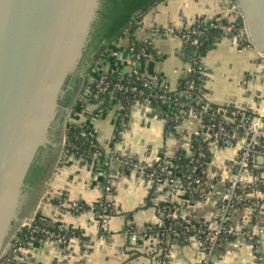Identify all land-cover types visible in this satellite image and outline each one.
Segmentation results:
<instances>
[{
  "label": "crops",
  "instance_id": "0c3cea01",
  "mask_svg": "<svg viewBox=\"0 0 264 264\" xmlns=\"http://www.w3.org/2000/svg\"><path fill=\"white\" fill-rule=\"evenodd\" d=\"M231 4L232 0H162L141 15L135 38L143 41L150 36L149 31L154 26L161 29L168 26L179 28L198 17L230 20L234 15ZM153 44L157 55L144 61L140 70L145 75H158L175 91L178 89V76L186 66V62L177 55L181 41L177 36L165 34L154 38ZM126 46V38L110 44L108 51L101 54L102 61L98 69L95 71L90 66L85 71L89 82L96 79L98 71L127 72ZM91 59L93 60L92 57ZM201 60L206 68L202 92L208 102L214 105L238 104L255 115L264 117V73L259 68L254 48L236 45L229 37L221 36ZM87 94L86 89L78 97V100L85 102L81 109L78 107L79 109L74 110L72 105L68 107L67 120L77 124L88 122L96 132L95 139L103 155L94 157L91 162H80L73 156L60 160L61 125L59 138L50 143L53 148L52 159L40 193L33 207L17 217L21 221L33 214L35 219L58 223L67 230H81L87 240L74 236L69 240L68 246L63 248L54 241H35L25 245L20 251L19 261L23 264H150L154 257V236L146 234L133 241L128 239L125 227L129 224L137 232H143L146 225L158 223V211L148 197V189L142 178L133 169L127 170V166L118 162L105 168L112 176V201L116 213L110 216L106 232L100 230L94 209L104 197L106 184L100 164L112 152L127 153L142 164L156 163L163 157L172 158L177 151L187 149L188 134L200 129L202 125L196 118L189 117L175 132H168L161 118L142 113L139 107L132 106L122 135L123 142L116 145L111 136L119 122L117 105L111 102L108 110L96 113L95 106L86 102ZM236 157V147L226 151L215 150L210 170H213L214 175L226 177L231 171L229 166ZM170 171L173 172V169ZM60 193L68 202H81L88 209L79 214L62 210L56 199ZM171 197L180 202L177 210L181 221L215 225L217 201L192 203L187 201L184 194ZM244 213L243 210L235 211L229 216L235 232H240L246 226L247 213ZM257 218L264 226V214ZM20 225L21 223L18 228ZM18 228L11 235L12 241ZM10 247L11 244H7L2 255H9ZM200 259L196 245L181 241L179 245L171 246L168 264H196ZM9 264H17V261ZM210 264H264V236L257 246L240 243L236 237L232 241L222 242L213 250Z\"/></svg>",
  "mask_w": 264,
  "mask_h": 264
},
{
  "label": "built area",
  "instance_id": "2783aa9c",
  "mask_svg": "<svg viewBox=\"0 0 264 264\" xmlns=\"http://www.w3.org/2000/svg\"><path fill=\"white\" fill-rule=\"evenodd\" d=\"M231 7L234 9L233 18L225 20V23L216 19L213 27L218 28L222 36L229 37L236 45L254 48L242 17L235 9L233 2ZM238 19H241V22ZM195 23L194 20L191 23L182 24L179 28L168 26L161 29L154 26L149 31V37L143 41L138 40L142 42L138 48H135L134 43L138 27L136 25L132 31L133 24H129L123 30L122 35L110 43H116L122 38L127 39L128 71H98L94 80L96 83L94 92L88 91L87 94L86 102L91 104V100H95L96 103L92 105L95 106L96 113L100 114L110 108V105L108 109L103 107L104 100L100 98L110 89V100L117 105L119 114V122L111 136L112 142L116 145L123 142L122 135L126 130L129 109L132 106L139 107L142 113H150L161 118L168 132H175L176 128L189 117L196 118L202 125L200 129L188 134L187 149L177 151L172 158L163 157L156 163L142 164L127 153L112 152L100 164L106 178L104 197L98 203L99 211H96L97 221L102 232H106L110 216L116 213L112 201V176L109 171H105V168H109L113 162H118L133 169L146 184L148 197L158 211V223L151 225L163 228L160 234H151L155 238L156 249L150 264H168L171 248L169 239L171 238L177 243L182 241L196 245L201 256L196 264H210L213 250L222 242L232 241L236 237L240 243L257 246L264 236V226L259 223L257 218L264 214V117L255 115L246 107L238 104L214 105L205 99L202 92V81L206 68L200 58L194 57L205 29L193 28L192 25ZM165 34L177 36L181 41L177 55L186 62L184 70L178 76V87L180 81H184L182 90L172 91L158 75H145L140 70L144 60H149L157 55L153 44L154 38ZM188 47L193 48L190 51L191 54L185 49ZM108 49L109 46L98 52L91 66L93 70L98 69V65L102 61L101 54ZM256 54L259 68L264 73V60L258 51ZM187 55L188 57H185ZM195 73L201 82L199 85H196L192 76ZM107 74H114L116 79H108ZM116 93L121 94L124 99H116ZM87 135L91 147L97 148L91 156L93 160L94 157L101 156L102 152L98 150L99 146L95 142V132L88 131ZM64 144L65 138L59 156L60 160L73 156L64 150ZM231 147H236L237 157L229 166L231 171L228 176L214 175L213 170H210L213 152L215 150L226 151ZM78 159L80 162H89L86 157ZM172 169L173 172L170 171ZM175 194H184L187 201L192 203L217 201L218 214L215 217V225L198 221H188L183 225L182 222H179L177 208L180 202L172 200L171 197ZM56 199L58 207L62 210H68L74 214L80 210L84 211L81 202H68L61 193L57 195ZM160 202L169 203L171 208L165 206L158 209ZM241 210L247 213L246 226L240 232H235L229 216L235 211ZM34 219L32 218L29 223H21L11 243L10 254L12 255L9 254L10 256L8 255L9 257L6 258L1 255L0 264L15 263L16 261L17 264H23L22 261H19L21 260L20 251L25 245L35 241L50 240L63 248L68 246L72 237H77V235L68 236V230L60 224H58L57 231L50 230L48 226L54 223L51 221H47V224L41 226L32 225ZM165 220L170 224L167 228H164ZM174 225L176 227H173ZM128 226L131 225L128 224ZM22 228H27L29 231L25 241L18 237ZM149 229L152 228L149 227ZM126 234L128 239L133 241L146 235L145 233L139 235L132 228L130 231L126 230ZM78 237L86 241L83 239L85 238L83 232Z\"/></svg>",
  "mask_w": 264,
  "mask_h": 264
},
{
  "label": "water",
  "instance_id": "95a60500",
  "mask_svg": "<svg viewBox=\"0 0 264 264\" xmlns=\"http://www.w3.org/2000/svg\"><path fill=\"white\" fill-rule=\"evenodd\" d=\"M98 5L99 0H0V256L18 225L33 218L18 221L16 192L36 151L48 143L63 78ZM234 7L264 60V0H234ZM173 244L179 245L169 239Z\"/></svg>",
  "mask_w": 264,
  "mask_h": 264
},
{
  "label": "trees",
  "instance_id": "16d2710c",
  "mask_svg": "<svg viewBox=\"0 0 264 264\" xmlns=\"http://www.w3.org/2000/svg\"><path fill=\"white\" fill-rule=\"evenodd\" d=\"M161 1L162 0H101V5L99 9L97 10V18L95 20V26H93L94 31H95L94 33L95 39H96V44L94 45L92 49L94 53L93 59L96 58L99 51H101L105 47H108L111 42L118 39L122 35L123 30L129 24H133V28H132V31H133V29H135L137 23L139 22L141 15L148 12V10H150L154 5H156L157 3ZM232 2L234 3V0H232ZM195 21L196 23L192 25L193 28L197 27L199 29H203V28L205 29L204 36L200 38V44L196 49V54L194 55L196 59H199V58L201 59L206 54L208 49L212 46V44L216 41V39L222 36V33L220 32L218 28L213 27V25L215 24V21L213 19H208L206 17H198L195 19ZM238 21L241 22V19H238ZM220 22L225 23V20H221ZM134 43L136 46L135 48H138L139 46L142 45V42L138 40L134 41ZM185 49L189 54H191L190 51L193 48L188 47ZM185 57H188V55ZM192 76L196 82V85H199L201 82L198 80L197 73L192 74ZM106 77L112 80L116 79V76L114 74H107ZM95 84H96L95 81L89 82V80L85 78L83 82V86L81 88V93H83L84 90L86 89L90 91L91 93H93L95 89L94 88ZM178 89L179 90L184 89V81H180ZM109 91L110 89L100 96V98L104 100L103 107H106V109H108L109 105H111ZM197 92L199 93V90ZM115 98L119 100L124 99L123 96L119 93L115 94ZM84 103L83 101H81V99L76 100L73 105V109L75 110L78 107H80L81 109ZM90 103L94 104L96 103V101L91 100ZM124 103H125V100H124ZM88 131L95 132V130L90 127L88 122L80 123V124L73 123V122H67L66 128H65V136H64L65 137L64 150H66L68 154H72L73 157L77 159L80 157H86V159L89 162H91L92 161L91 156L93 152L97 150V148L91 147L89 143V137L87 135ZM98 150L101 151L100 148H98ZM32 168H34V162L31 164L29 173L31 172ZM126 169L129 170V167H127ZM40 170H41V175L39 178H42L46 172V168H41ZM27 178L28 177H26L25 182L27 181ZM148 200L150 203L149 205H151L150 199ZM99 206L100 205L97 204L94 207L95 211H99ZM165 206H167L168 208H171V205L169 203L160 202L158 204V209L163 208ZM83 209L84 210L88 209V206L83 204ZM80 212L81 210L78 212H75V214H78ZM179 222H182L183 225L185 223L181 221V219L179 220ZM45 224H47V221H41L39 219H34V221L32 222V225L41 226ZM169 225H170L169 221L165 220L164 228H167ZM149 227H151L152 229H149ZM173 227H176V225H174ZM48 228L52 231H57L58 223H52L51 225L48 226ZM131 228L134 231H136L132 225L125 227V229L128 231H130ZM162 230L163 228H159L156 225L153 226L151 224H148L145 226L143 230L145 232L143 233L150 234V235L155 234V233L160 234ZM28 233L29 231L27 230V228H22L20 232L18 233V237L21 238L23 241H25V237L26 235H28ZM81 233L82 231L77 230V229L67 231L68 236H71V235L80 236ZM137 233L139 235H143L142 232H137ZM159 237L161 238V236ZM83 239L87 240L86 238H83Z\"/></svg>",
  "mask_w": 264,
  "mask_h": 264
},
{
  "label": "flooded vegetation",
  "instance_id": "af4514ba",
  "mask_svg": "<svg viewBox=\"0 0 264 264\" xmlns=\"http://www.w3.org/2000/svg\"><path fill=\"white\" fill-rule=\"evenodd\" d=\"M100 5L101 0H99V5L96 10L99 9ZM96 18L97 12H95L93 20L89 23L87 32L84 33L80 51L74 59L72 69L68 70L63 78L61 89L56 99V108L53 112L52 122L47 132L48 143L36 151V154L32 159V163L34 162V168H32L29 173L31 163L23 177V184L19 186L16 192V195H19V197L17 199L15 195L17 201L14 205L15 208H13L18 214L28 212L30 208L33 207L35 199H37L40 193L42 182H44L47 177L46 175L48 173L50 160L52 159L53 148L50 146V143L59 138L60 128L67 116L68 107L72 105L73 109L75 101L78 100V97H80L79 95L82 94L81 88L84 79L86 78L84 73L87 71V68L90 67L89 64L92 60L91 57L93 58L94 56L92 49L96 44V39L93 26H95ZM41 168H46V172L42 178H39L41 175ZM26 177L28 178L25 182Z\"/></svg>",
  "mask_w": 264,
  "mask_h": 264
},
{
  "label": "rangeland",
  "instance_id": "374dc122",
  "mask_svg": "<svg viewBox=\"0 0 264 264\" xmlns=\"http://www.w3.org/2000/svg\"><path fill=\"white\" fill-rule=\"evenodd\" d=\"M95 61V58L93 59V60H91V62H90V64L89 65H92L93 64V62ZM88 69V68H87ZM14 236V235H13ZM12 243V239L10 238V244ZM9 252V251H8ZM6 255L8 254V253H5ZM5 254H3V255H5ZM7 257H8V255H7Z\"/></svg>",
  "mask_w": 264,
  "mask_h": 264
}]
</instances>
